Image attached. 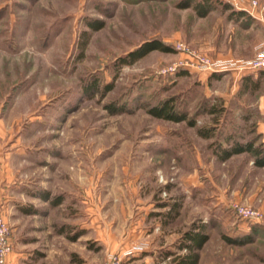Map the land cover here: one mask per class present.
Masks as SVG:
<instances>
[{
    "label": "rangeland",
    "instance_id": "1",
    "mask_svg": "<svg viewBox=\"0 0 264 264\" xmlns=\"http://www.w3.org/2000/svg\"><path fill=\"white\" fill-rule=\"evenodd\" d=\"M186 1L0 0V208L19 264H176L188 231L207 236L198 264H264V165L217 153L264 150V77L242 91L252 70L179 67L197 62L176 46L223 66L261 52L222 3ZM153 39L173 51L124 62ZM170 97L195 125L149 113Z\"/></svg>",
    "mask_w": 264,
    "mask_h": 264
},
{
    "label": "trees",
    "instance_id": "2",
    "mask_svg": "<svg viewBox=\"0 0 264 264\" xmlns=\"http://www.w3.org/2000/svg\"><path fill=\"white\" fill-rule=\"evenodd\" d=\"M191 1L192 0H187L186 5H191ZM214 1L222 3L223 6H225V8L226 7L228 8L229 6L232 7V4H230L227 1L224 0H214ZM196 5H197L196 9H198L201 15H206L213 8L212 2L210 0H200V2H198ZM90 24L92 25L93 29H95V31L102 27L101 24L99 25L96 22L94 23L91 22ZM155 49H159L162 51H173L172 46H170L169 44H166L158 39H153L145 42L143 45H141L140 48L129 52L128 56L125 57L123 60L126 63H133L134 61L146 55L148 52ZM258 71H259V76L257 78H254L253 76L254 73ZM263 72L264 69H260L245 74L241 82V90L251 91L253 93V91L259 89L262 82L261 74ZM148 111L157 118H161L169 121H175V122H181L187 120L189 125H195L194 120L188 119L187 112L185 110L178 108L175 105L174 98L172 97L164 99L158 102L157 104L149 107ZM212 111H215V109L213 108ZM199 133L207 137L211 135L210 130L204 128L200 129ZM244 151H250L253 155H255V157H257L258 160L256 161L259 164L264 165V150L262 148V144L256 147L254 146V142L252 141H247L245 143L235 142L230 149H223L220 152L218 151L217 153L222 160H225L231 157L233 154L241 153ZM175 205H172L169 208V210L163 214L167 221L171 219H175V216L178 214V206ZM182 237L184 238H182V240L180 241L178 248L185 249L187 251L185 254H180L175 257L176 264H198L199 253H200L199 249L202 248L204 242L206 241L207 236L205 234H202L201 232L188 231Z\"/></svg>",
    "mask_w": 264,
    "mask_h": 264
},
{
    "label": "built area",
    "instance_id": "3",
    "mask_svg": "<svg viewBox=\"0 0 264 264\" xmlns=\"http://www.w3.org/2000/svg\"><path fill=\"white\" fill-rule=\"evenodd\" d=\"M224 1L229 2L236 8L242 7L239 0H224ZM251 2L254 7H256L259 3L258 0H252ZM176 49L181 50V51H186L195 60V62H197V64L193 62L192 63H187V62L179 63V67H189V66L199 67L200 65L201 67L210 69L211 71H222V70H225V69L227 70L230 68V67L227 68V66H223V65L213 64V60L203 55H200L194 51H191L183 43H179L176 46ZM176 67H173L171 70H174V71L177 70ZM233 68L243 70V71L245 70L255 71V70L264 69V51L261 52V54L258 57L252 60H249V61H243L237 64V66ZM239 210L241 214L246 217H258V214L255 213V211H249V210L247 211V209L242 208V207ZM10 231L11 230L9 226L3 217V211L0 208V264H7L8 256L13 251V244L11 241ZM135 249L141 250V247H136ZM107 264H122V258L117 253L111 254L107 260Z\"/></svg>",
    "mask_w": 264,
    "mask_h": 264
},
{
    "label": "crops",
    "instance_id": "4",
    "mask_svg": "<svg viewBox=\"0 0 264 264\" xmlns=\"http://www.w3.org/2000/svg\"><path fill=\"white\" fill-rule=\"evenodd\" d=\"M241 8L226 7L223 8L222 11L227 13L228 16V25L229 28L232 30V34H240L246 38V43L249 44V47L256 52H263L264 51V0H259V5L257 7H252L250 0H246L242 2ZM236 10V11H235ZM232 34L227 33L228 37L232 36ZM231 65L229 67H235L237 64L246 61L241 60L238 61L236 59L227 60ZM228 68V67H227ZM261 73V72H260ZM264 77V72L261 74ZM260 75V77H261ZM254 78L259 76V71L254 73ZM17 255L18 253L13 251L10 253L7 259V264H19Z\"/></svg>",
    "mask_w": 264,
    "mask_h": 264
}]
</instances>
